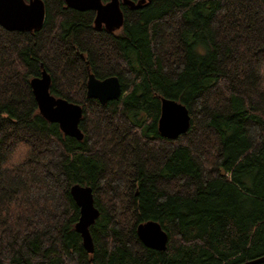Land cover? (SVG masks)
Listing matches in <instances>:
<instances>
[{"label": "trees", "instance_id": "1", "mask_svg": "<svg viewBox=\"0 0 264 264\" xmlns=\"http://www.w3.org/2000/svg\"><path fill=\"white\" fill-rule=\"evenodd\" d=\"M43 1L40 28L0 25V264L263 257L264 0L121 2L113 32L95 28L94 10ZM43 69L52 95L82 107V139L39 112L30 80ZM89 73L117 76L120 97L88 98ZM162 97L189 112L175 139L158 130ZM74 184L99 210L92 253L75 229ZM147 221L167 233L164 250L139 240Z\"/></svg>", "mask_w": 264, "mask_h": 264}, {"label": "water", "instance_id": "2", "mask_svg": "<svg viewBox=\"0 0 264 264\" xmlns=\"http://www.w3.org/2000/svg\"><path fill=\"white\" fill-rule=\"evenodd\" d=\"M66 5L79 11L94 10V26L97 29L104 27L107 31H116L124 22L120 3L130 8L141 7L146 0L134 2L132 0H64ZM45 20V5L43 0H0V25L10 31H32L40 28ZM50 75L45 69L40 76L30 80L32 93L38 105L39 112L48 121L59 125L61 131L76 139H82L83 133L79 128L82 116V107L63 98L52 95L49 91ZM86 95L88 98L98 100L105 104L116 100L121 95V84L117 76L103 79L89 73L86 81ZM189 112L185 105L171 99L161 98V111L158 120V130L167 139H175L184 133L189 125ZM70 194L79 208V219L75 229L80 233L84 248L93 252V241L89 226L99 215L94 205V197L90 186L74 184ZM139 240L147 247L164 250L167 246L168 236L159 223L148 221L137 228ZM264 261V256L245 262L253 264Z\"/></svg>", "mask_w": 264, "mask_h": 264}, {"label": "bare ground", "instance_id": "3", "mask_svg": "<svg viewBox=\"0 0 264 264\" xmlns=\"http://www.w3.org/2000/svg\"><path fill=\"white\" fill-rule=\"evenodd\" d=\"M148 222V221H147ZM146 222H144V223H141V224H145ZM139 226V225H138ZM138 228V227H137Z\"/></svg>", "mask_w": 264, "mask_h": 264}]
</instances>
